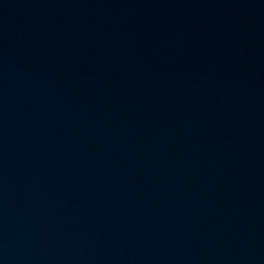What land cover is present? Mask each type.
<instances>
[{
  "label": "water",
  "instance_id": "water-1",
  "mask_svg": "<svg viewBox=\"0 0 264 264\" xmlns=\"http://www.w3.org/2000/svg\"><path fill=\"white\" fill-rule=\"evenodd\" d=\"M0 264H264V0H0Z\"/></svg>",
  "mask_w": 264,
  "mask_h": 264
}]
</instances>
